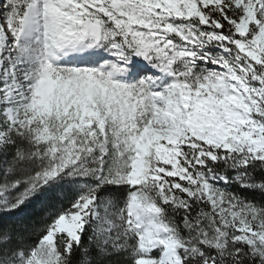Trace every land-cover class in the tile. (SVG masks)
I'll list each match as a JSON object with an SVG mask.
<instances>
[{
	"label": "snow or ice",
	"instance_id": "6c2138e0",
	"mask_svg": "<svg viewBox=\"0 0 264 264\" xmlns=\"http://www.w3.org/2000/svg\"><path fill=\"white\" fill-rule=\"evenodd\" d=\"M0 264H264V0H0Z\"/></svg>",
	"mask_w": 264,
	"mask_h": 264
},
{
	"label": "trees",
	"instance_id": "16d2710c",
	"mask_svg": "<svg viewBox=\"0 0 264 264\" xmlns=\"http://www.w3.org/2000/svg\"><path fill=\"white\" fill-rule=\"evenodd\" d=\"M35 218H37V219H38L39 217L37 216V217H35Z\"/></svg>",
	"mask_w": 264,
	"mask_h": 264
}]
</instances>
